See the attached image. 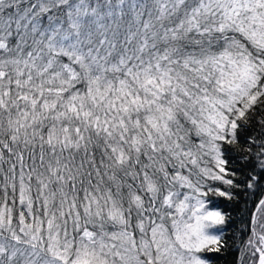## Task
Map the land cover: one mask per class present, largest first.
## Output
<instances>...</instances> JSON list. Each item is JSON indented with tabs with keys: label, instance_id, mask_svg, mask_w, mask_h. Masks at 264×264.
I'll return each instance as SVG.
<instances>
[{
	"label": "snow or ice",
	"instance_id": "1",
	"mask_svg": "<svg viewBox=\"0 0 264 264\" xmlns=\"http://www.w3.org/2000/svg\"><path fill=\"white\" fill-rule=\"evenodd\" d=\"M264 264V0H0V264Z\"/></svg>",
	"mask_w": 264,
	"mask_h": 264
},
{
	"label": "trees",
	"instance_id": "2",
	"mask_svg": "<svg viewBox=\"0 0 264 264\" xmlns=\"http://www.w3.org/2000/svg\"><path fill=\"white\" fill-rule=\"evenodd\" d=\"M219 264H223V261L219 262Z\"/></svg>",
	"mask_w": 264,
	"mask_h": 264
}]
</instances>
